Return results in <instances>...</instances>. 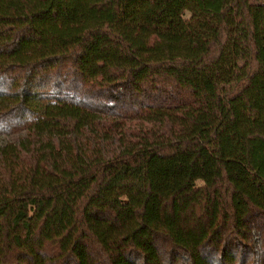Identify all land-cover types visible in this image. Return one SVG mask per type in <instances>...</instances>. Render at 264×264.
Here are the masks:
<instances>
[{"label":"trees","instance_id":"16d2710c","mask_svg":"<svg viewBox=\"0 0 264 264\" xmlns=\"http://www.w3.org/2000/svg\"><path fill=\"white\" fill-rule=\"evenodd\" d=\"M0 264H264V0H0Z\"/></svg>","mask_w":264,"mask_h":264}]
</instances>
